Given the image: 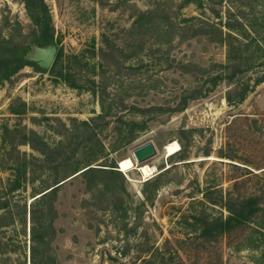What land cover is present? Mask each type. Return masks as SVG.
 Returning <instances> with one entry per match:
<instances>
[{"label":"rangeland","instance_id":"374dc122","mask_svg":"<svg viewBox=\"0 0 264 264\" xmlns=\"http://www.w3.org/2000/svg\"><path fill=\"white\" fill-rule=\"evenodd\" d=\"M12 53L0 264H32L34 244L35 264H264V0H0ZM148 141L152 174L121 171ZM91 165L114 171L70 177ZM248 197L260 208L229 221Z\"/></svg>","mask_w":264,"mask_h":264},{"label":"trees","instance_id":"16d2710c","mask_svg":"<svg viewBox=\"0 0 264 264\" xmlns=\"http://www.w3.org/2000/svg\"><path fill=\"white\" fill-rule=\"evenodd\" d=\"M37 9L39 11H42L41 8H38ZM40 19V17H37L35 18V21L38 22V20ZM225 36L223 39L227 40L228 37L231 36V34L229 32L227 33H223ZM44 36V35H42ZM57 58L59 57V54L57 53ZM24 62L17 58L15 56V54H11L9 56H6L5 57V60H0V66L2 67V69H0V72H3L2 75H4V78H7L9 77L13 72H15L20 65H23ZM192 97V96H191ZM227 101H230L231 98L229 96L226 97ZM96 171H107V172H113L114 170L113 169H109V168H97V167H88L87 169L83 170L81 173H90V172H96ZM21 182H19V179H16L14 182H13V188L14 187H18V185L20 184ZM60 184H57L49 189H46V190H42L41 192H39V196L35 197L34 199H44L47 195L49 194H53L56 190V188L59 186ZM246 204H249L251 206V209L248 210V212H244L243 210L239 209V210H231L230 211V215L228 216V220L229 221H232V220H245L249 217V214L251 213H254L255 210H258V208H260L258 205H254V198L253 197H248V198H245V200H243ZM0 210H5V202H0ZM4 217V212L0 214V218H3ZM32 218H35V216L33 215ZM0 225H4V224H0ZM41 222H36L35 220L32 221V224H31V228H30V236H31V239L34 241L36 240L37 243H41L43 244L44 241L42 239L39 240V237L37 236V232H38V228L39 226H41ZM42 227V226H41ZM262 229H264V226L262 227ZM259 230L260 233L262 235H264V231L263 230ZM38 245V244H36ZM36 245L34 244L33 246H31V257H30V260H31V263L32 264H35L34 262V259H35V252H36ZM40 245V244H39ZM33 256V257H32ZM49 259V256L48 255H45L42 260H41V263L42 264H47V260ZM168 263L172 261V257H167L166 258ZM165 259L163 258L162 261H164ZM161 261V262H162Z\"/></svg>","mask_w":264,"mask_h":264},{"label":"water","instance_id":"95a60500","mask_svg":"<svg viewBox=\"0 0 264 264\" xmlns=\"http://www.w3.org/2000/svg\"><path fill=\"white\" fill-rule=\"evenodd\" d=\"M54 53H55V50L53 48H50L47 51V53L44 55L43 64L45 66H48L51 63V60L53 59ZM132 154H133V159H134V161L136 163H142L145 160L151 158L152 156H154L156 154V148H155L154 144L151 141H148V142H145V143L137 146L136 148H134L132 150ZM88 167L102 168L100 166H94V165L85 166L84 168H82V169L76 171L75 173H73V175H71L70 177L81 173L83 170L87 169ZM39 195L40 194H38L37 196H39Z\"/></svg>","mask_w":264,"mask_h":264},{"label":"bare ground","instance_id":"6f19581e","mask_svg":"<svg viewBox=\"0 0 264 264\" xmlns=\"http://www.w3.org/2000/svg\"><path fill=\"white\" fill-rule=\"evenodd\" d=\"M179 148L177 142L168 143L165 146L167 154H172L177 151ZM137 165L138 170L142 173L143 178H147L152 174L154 167H151L149 164L145 163H136L132 158L126 157L119 161V168L121 171H126L128 169L134 168Z\"/></svg>","mask_w":264,"mask_h":264}]
</instances>
